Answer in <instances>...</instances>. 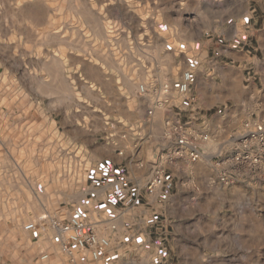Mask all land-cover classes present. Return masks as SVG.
Instances as JSON below:
<instances>
[{
  "label": "rangeland",
  "instance_id": "obj_1",
  "mask_svg": "<svg viewBox=\"0 0 264 264\" xmlns=\"http://www.w3.org/2000/svg\"><path fill=\"white\" fill-rule=\"evenodd\" d=\"M185 71L190 90L179 96ZM220 71L230 76L225 96L206 107L197 90L219 85ZM232 94L249 95L240 121L264 123V0H0V264H264V156L256 173L227 182L212 164L242 122L193 162L208 165L214 187L225 190L218 200L204 182L187 204H201L191 212L206 223L210 247L175 245L173 222L159 207L136 211L148 207L145 194L173 191L179 159L165 163L166 182L146 192L171 146L165 122L210 135V118L234 110ZM159 98L168 102L148 114ZM147 119L160 123L164 144L147 152L150 175L138 186L108 163L118 128L131 148L123 131ZM75 208L109 239L97 259L76 247L73 258L50 240L49 219L65 221Z\"/></svg>",
  "mask_w": 264,
  "mask_h": 264
},
{
  "label": "crops",
  "instance_id": "obj_2",
  "mask_svg": "<svg viewBox=\"0 0 264 264\" xmlns=\"http://www.w3.org/2000/svg\"><path fill=\"white\" fill-rule=\"evenodd\" d=\"M232 54L238 56L236 53ZM219 77L220 87L219 85H205L197 90L201 103L206 107H212L213 105L221 103V98L225 96V92L221 90V87L223 85L227 87L226 85H228L230 76L228 73L220 71ZM231 98L233 99L232 105H236L233 110L234 113L231 109H224L221 113H215L210 118L209 123L204 127L205 131L209 132L210 135L212 134V137L219 141L224 139L227 131L229 132L241 124L242 121L240 120L244 117L248 106L249 95L247 96V94L240 96L232 94ZM156 124L154 120L147 119V121L140 123L139 127L131 126L130 128L128 127L129 129L123 131L124 133L126 132L124 138H126V136L131 138L130 143L131 145L134 144L131 148L129 145L119 140L117 134L121 133L122 128H118L119 132H115L113 138L114 144L112 148L114 157L110 160L111 164L108 163L109 166L111 168H125L129 171L128 180L138 184V186H143L150 175L151 163L147 157V152L158 150L164 144L160 123H158V126ZM114 131H116V129H114ZM173 173L175 179L173 178L174 185L172 187V193H169V186H167L165 189H158L154 194H145L146 203L150 208L148 209L145 205H140L136 211L147 213L153 208H160V210L173 222L175 245L176 243L182 242L185 248H190L191 245L196 243H199L202 247H210L206 223L201 218L197 220L198 214L193 215L191 212L196 211V209L198 211H203L201 204L199 202L194 206H188L187 204L190 203V198H200V194L198 196L197 194L200 193L201 185L204 182L209 186V194L216 196L218 200L224 196L223 193L225 190H222L220 187H214L215 175L208 165L200 167L197 163L190 162L186 159H179L177 163L173 165ZM202 177L205 179H202ZM115 182L116 181H112L108 183V185L111 183L115 184ZM163 190L165 191L164 196L161 195ZM124 194H126V192H124ZM160 199H163V201L159 204L158 201ZM131 211L134 210L132 209ZM180 211H183V213ZM102 218L103 217H100V219ZM195 219L198 223L197 226L194 225ZM111 220H113V218L109 217L108 220L106 219L105 223H110L112 222ZM143 233L147 234L144 228ZM110 236L109 238H111ZM113 236H115V234ZM219 240L220 237H213L215 244L218 243Z\"/></svg>",
  "mask_w": 264,
  "mask_h": 264
},
{
  "label": "built area",
  "instance_id": "obj_3",
  "mask_svg": "<svg viewBox=\"0 0 264 264\" xmlns=\"http://www.w3.org/2000/svg\"><path fill=\"white\" fill-rule=\"evenodd\" d=\"M191 79L189 71L182 73L176 87L179 96L188 95ZM138 87L142 93L148 89L144 84H140ZM159 90L161 95H168L170 86L167 83L161 84ZM167 102V98H159L149 107L148 114H152L154 108L162 107ZM163 137L171 143V146L166 153L160 156L158 163L155 164L153 174L146 184L147 193H153L166 182L165 163L180 158L195 162L204 155L206 144L215 143V139L209 134L194 132L187 129L183 124L169 121L165 122ZM226 141L229 143V148L225 150L226 154L220 156V158L215 155L216 159L212 163L213 167L219 172V180L227 182L235 175L243 174L246 169L256 173L264 156V123L257 119L256 116L249 115L243 120L240 128L232 131L227 136ZM43 219L44 217H41L39 220ZM49 226L52 243L58 245L61 251L71 254L73 258V247L86 250L92 259H97L110 246L108 237L98 235L92 230L86 214L78 208L73 209L65 221L57 218L49 219ZM23 227L28 231L34 230L36 221L29 222ZM45 257L46 255L43 256V258Z\"/></svg>",
  "mask_w": 264,
  "mask_h": 264
}]
</instances>
